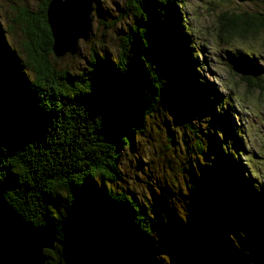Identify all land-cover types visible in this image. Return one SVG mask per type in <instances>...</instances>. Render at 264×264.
I'll list each match as a JSON object with an SVG mask.
<instances>
[{
  "label": "trees",
  "instance_id": "1",
  "mask_svg": "<svg viewBox=\"0 0 264 264\" xmlns=\"http://www.w3.org/2000/svg\"><path fill=\"white\" fill-rule=\"evenodd\" d=\"M38 1L14 20L24 36L21 53L9 47L0 23V186L22 219L55 232L46 264H168L161 255L173 253L177 264H264V178L247 163L236 97L217 99L200 74L205 56L184 0H115L105 25L114 47L103 36L84 64L66 69L48 58L51 0ZM244 1L247 10L217 17V38L226 42L229 71L260 94L256 50L231 45L264 33V0ZM167 74L168 92L198 111L207 141L195 150L179 145L188 156L184 190L180 179L160 176L158 138L142 151L136 146L155 126ZM127 167L149 172L147 182Z\"/></svg>",
  "mask_w": 264,
  "mask_h": 264
},
{
  "label": "rangeland",
  "instance_id": "2",
  "mask_svg": "<svg viewBox=\"0 0 264 264\" xmlns=\"http://www.w3.org/2000/svg\"><path fill=\"white\" fill-rule=\"evenodd\" d=\"M243 2L245 1L184 0L182 8L184 10L182 11L186 12L188 23L195 36L193 38L202 49L203 58L205 56L204 60L200 57V60L205 62L203 64V70H200V74L204 80L206 79V81L211 84L215 91L213 94L217 95V99H219L221 95L224 97L229 95L232 99H234L233 97H236L233 102L237 103L239 107L236 108L237 112L234 118L236 125L243 132V134L241 133V136L242 139H244L242 143L243 148L245 149V157L248 156V160L246 159L247 163L256 172L263 175L262 177L264 178V91H261L260 94L257 92L252 93L247 90L241 81H239V78L235 77L232 71H229L226 67L224 58L227 56L224 51L227 50L226 42L217 38L216 28H219V26H217V17L223 12H239L243 9L247 10L250 8L251 5L249 3L247 4ZM114 3H116L115 0H96L92 7L90 39L87 42L80 39L77 43V52L73 56L70 54H65L60 58L54 57L53 54L49 56L48 58L51 63H53V60H56L54 62L56 69H66L68 67H73L72 65L74 64H76V66L77 64L79 66L80 64H84V62L81 63L82 59L84 60L85 57H87L86 54H88L89 49L95 48L97 50V47H100L99 41L103 36L106 38V43L105 41L103 42L109 47H114V33L111 30L108 31L105 29V25L112 19L110 17L111 14L109 13H112ZM38 5V0H0V23L2 29L5 31V39L9 47L15 48L18 53H21L19 49L20 44L24 40V36L21 26L14 22L17 11L24 8L34 11L38 8ZM95 8H99L98 13L95 11ZM117 29H119V27H117ZM94 35L95 38L92 40ZM247 39L248 42L236 39L235 42H231V45L233 44L238 48H246L249 45L252 49H255V52H257V60L260 61L259 64L264 69V33L257 34L253 37L248 36ZM219 56H222V59H220ZM195 70L196 72H199L198 68ZM169 78L171 79V76L167 74L163 79V86L166 89V92L164 97L158 100V105L156 104L158 106V119L155 118V126L151 125L148 127L149 129L147 133H149V136H144L143 140H139V142L136 143V146L142 151L145 141L148 146V140L154 142L158 138V145L155 143V150L158 149V161H160L158 166L159 168L163 167L160 176L167 177L168 180L176 181L177 179L181 180V163L188 159L186 152L183 153L186 150L179 149V145L183 146L185 145L184 142H186L189 147L194 149L198 143L207 144V141L198 131H203V129H205L198 111L192 108V106L188 107L189 102H186V105H182L181 101L178 103L176 100L177 97L175 98L168 92L170 88H174L171 85L172 81L170 82ZM262 86L264 87V83ZM209 89H211V87ZM204 92L206 91L204 90ZM211 97L215 102L216 99L212 94ZM214 102L212 101V103ZM161 105L162 109L159 110ZM194 117L199 118L195 119ZM161 121H165V123H161ZM188 122L191 124L190 127H188ZM168 128L170 129L169 131ZM168 132L172 134L171 136L173 137L174 144H172L170 138L167 137ZM175 150H180L181 156L174 157ZM162 158L164 159L162 160ZM244 158L242 155L240 156L242 164H245L246 169L253 170L250 166L246 165ZM126 162L128 167H130L128 163H134V161L131 162L129 159L126 160ZM128 167V172L134 176V171L131 172ZM136 172L137 175L134 176L136 180L141 184L147 182L149 172H141L140 170H137ZM181 182V188L184 190L183 181L181 180ZM144 190L147 191V188ZM161 256L159 257L165 260L168 264H177L176 261H173V258H175L173 257L174 253L171 258L164 255ZM185 257L188 259V254H186ZM156 258H158V255H156ZM181 258L184 259V256L182 255ZM200 264H203L202 261Z\"/></svg>",
  "mask_w": 264,
  "mask_h": 264
},
{
  "label": "water",
  "instance_id": "3",
  "mask_svg": "<svg viewBox=\"0 0 264 264\" xmlns=\"http://www.w3.org/2000/svg\"><path fill=\"white\" fill-rule=\"evenodd\" d=\"M96 0H51L47 22L51 31L52 53L56 58L74 55L81 39L91 37V14ZM55 232L33 227L22 219L6 201L0 186V264H46L44 252L56 249ZM91 264H112L94 261Z\"/></svg>",
  "mask_w": 264,
  "mask_h": 264
}]
</instances>
